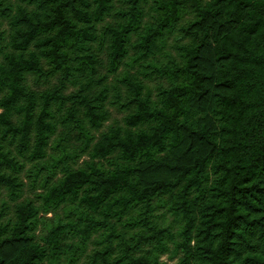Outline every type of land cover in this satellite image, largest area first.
Returning <instances> with one entry per match:
<instances>
[{
  "label": "trees",
  "instance_id": "obj_1",
  "mask_svg": "<svg viewBox=\"0 0 264 264\" xmlns=\"http://www.w3.org/2000/svg\"><path fill=\"white\" fill-rule=\"evenodd\" d=\"M2 193L0 264H264V0H0Z\"/></svg>",
  "mask_w": 264,
  "mask_h": 264
},
{
  "label": "rangeland",
  "instance_id": "obj_2",
  "mask_svg": "<svg viewBox=\"0 0 264 264\" xmlns=\"http://www.w3.org/2000/svg\"><path fill=\"white\" fill-rule=\"evenodd\" d=\"M149 81H150V82H147L148 85L151 86V87H153V85L155 84V81H153V80H149ZM122 114H123L122 112H117L116 110H114V109L112 108V119H113V118H120ZM108 122H110V120L107 121L105 124H107ZM2 196H3V197H6L4 193H2V195H1L0 197H2Z\"/></svg>",
  "mask_w": 264,
  "mask_h": 264
}]
</instances>
